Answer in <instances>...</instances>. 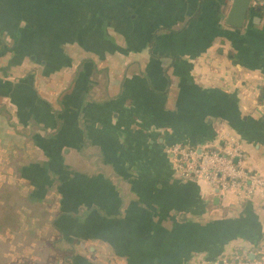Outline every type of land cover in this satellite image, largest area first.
I'll return each instance as SVG.
<instances>
[{"label":"crops","instance_id":"obj_1","mask_svg":"<svg viewBox=\"0 0 264 264\" xmlns=\"http://www.w3.org/2000/svg\"><path fill=\"white\" fill-rule=\"evenodd\" d=\"M230 4L0 0V149L23 165L17 188L0 173V264L251 256L263 197L182 178L165 152L229 136L264 175V7L235 26Z\"/></svg>","mask_w":264,"mask_h":264},{"label":"built area","instance_id":"obj_2","mask_svg":"<svg viewBox=\"0 0 264 264\" xmlns=\"http://www.w3.org/2000/svg\"><path fill=\"white\" fill-rule=\"evenodd\" d=\"M252 4L264 7V0H252ZM165 152L182 178L202 179L212 188L231 190L242 198L257 194L264 199V175L243 165L242 150L235 138L226 136L222 145L202 147L174 143ZM249 253L251 256H222L214 262L202 260L197 264H264V234Z\"/></svg>","mask_w":264,"mask_h":264},{"label":"water","instance_id":"obj_3","mask_svg":"<svg viewBox=\"0 0 264 264\" xmlns=\"http://www.w3.org/2000/svg\"><path fill=\"white\" fill-rule=\"evenodd\" d=\"M260 6H253L252 0H231L227 22L240 26L251 10H260Z\"/></svg>","mask_w":264,"mask_h":264},{"label":"rangeland","instance_id":"obj_4","mask_svg":"<svg viewBox=\"0 0 264 264\" xmlns=\"http://www.w3.org/2000/svg\"><path fill=\"white\" fill-rule=\"evenodd\" d=\"M63 116H65V113L63 114ZM67 121V120H66ZM77 129H79V127H76ZM0 135L1 136H4L3 135V132L1 131L0 132ZM5 138V141H7V139H6V137H4ZM13 141V140H12ZM15 141H16V139H15ZM12 143V142H11ZM13 143H14V141H13ZM16 143V142H15ZM69 143V142H68ZM3 144H5V143H3ZM72 146H74L73 145V142H71L70 143ZM12 146L14 145H16L17 146V144H11ZM67 144L65 143L64 145H62V146H66ZM8 146V145H7ZM7 146H3L2 145V147H1V149H0V152H1V154H0V157H2V154H4V156H3V158H0V173H2V170H3V168L5 167L6 168V172H9V175L8 176H6V177H4L5 178V180H4V182H2V184H10L11 185V188H17V183H15L16 182V178H15V176L16 175H18V170H16V168L19 166V164L16 166V168H14L15 170H12V167L9 165V162H8V160H5V158L7 157V155L5 154V152L7 151ZM62 146H58V147H60L59 148V150H60V154H61V149H62ZM75 147V146H74ZM44 148V147H43ZM72 148V147H71ZM46 151V150H45ZM44 151V152H45ZM71 154V153H70ZM72 156V155H71ZM17 157H19V154H18V156ZM25 160V159H24ZM52 161H54V160H52V159H48V164L50 165V166H56V163L55 162H52ZM63 161V160H62ZM23 165H21L20 167H22ZM20 167H18V168H20ZM13 174H12V173ZM11 173V174H10ZM0 183H1V181H0ZM67 203V202H66ZM2 208L0 207V210H1Z\"/></svg>","mask_w":264,"mask_h":264}]
</instances>
